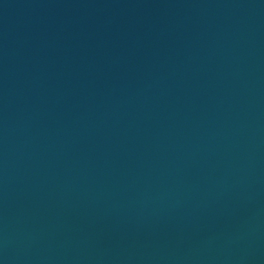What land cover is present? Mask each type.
<instances>
[{"label":"water","instance_id":"95a60500","mask_svg":"<svg viewBox=\"0 0 264 264\" xmlns=\"http://www.w3.org/2000/svg\"><path fill=\"white\" fill-rule=\"evenodd\" d=\"M0 264H264V0H0Z\"/></svg>","mask_w":264,"mask_h":264}]
</instances>
